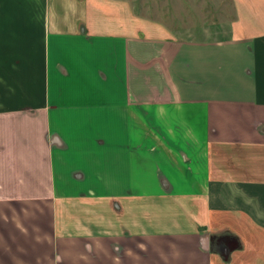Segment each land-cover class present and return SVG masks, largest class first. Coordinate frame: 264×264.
I'll return each instance as SVG.
<instances>
[{
    "label": "crops",
    "instance_id": "0c3cea01",
    "mask_svg": "<svg viewBox=\"0 0 264 264\" xmlns=\"http://www.w3.org/2000/svg\"><path fill=\"white\" fill-rule=\"evenodd\" d=\"M235 2L202 39L0 0V264H264V0Z\"/></svg>",
    "mask_w": 264,
    "mask_h": 264
},
{
    "label": "rangeland",
    "instance_id": "374dc122",
    "mask_svg": "<svg viewBox=\"0 0 264 264\" xmlns=\"http://www.w3.org/2000/svg\"><path fill=\"white\" fill-rule=\"evenodd\" d=\"M135 11L145 18L157 19L176 30L181 37L202 39L223 38L229 35L231 23L236 16L235 0H129ZM135 125L146 128L155 124L150 115L143 119H132ZM146 122V124L144 123ZM144 124V125H143ZM146 139L154 142V133ZM168 139L177 136L167 137ZM178 138H180L178 136ZM169 140V141H170Z\"/></svg>",
    "mask_w": 264,
    "mask_h": 264
}]
</instances>
